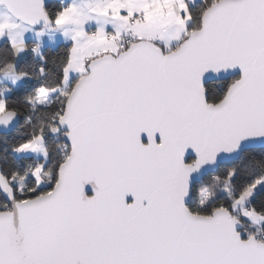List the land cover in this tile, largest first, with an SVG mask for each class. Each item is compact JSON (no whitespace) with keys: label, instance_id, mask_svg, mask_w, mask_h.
<instances>
[{"label":"snow or ice","instance_id":"6c2138e0","mask_svg":"<svg viewBox=\"0 0 264 264\" xmlns=\"http://www.w3.org/2000/svg\"><path fill=\"white\" fill-rule=\"evenodd\" d=\"M0 264H264V0H0Z\"/></svg>","mask_w":264,"mask_h":264},{"label":"crops","instance_id":"0c3cea01","mask_svg":"<svg viewBox=\"0 0 264 264\" xmlns=\"http://www.w3.org/2000/svg\"><path fill=\"white\" fill-rule=\"evenodd\" d=\"M56 40H57V42H59V40H60L59 35H56ZM53 47H55V45H53Z\"/></svg>","mask_w":264,"mask_h":264},{"label":"water","instance_id":"95a60500","mask_svg":"<svg viewBox=\"0 0 264 264\" xmlns=\"http://www.w3.org/2000/svg\"><path fill=\"white\" fill-rule=\"evenodd\" d=\"M237 72H238V70H237ZM87 190H88L89 194H91V189H90V187H89ZM129 199H131V197H129Z\"/></svg>","mask_w":264,"mask_h":264}]
</instances>
